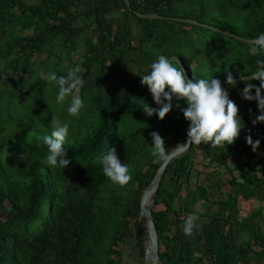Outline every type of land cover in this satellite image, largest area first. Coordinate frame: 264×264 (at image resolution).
<instances>
[{"label": "trees", "instance_id": "1", "mask_svg": "<svg viewBox=\"0 0 264 264\" xmlns=\"http://www.w3.org/2000/svg\"><path fill=\"white\" fill-rule=\"evenodd\" d=\"M129 2L0 0V264H121L119 245L134 231L144 261L140 200L161 165L150 155V133L158 132L172 151L189 123L180 111L186 104L175 98L164 120L148 117L142 101L157 105L140 75L158 54L176 59L189 79L205 74L222 82L225 69L235 78L261 70L256 60L264 50L252 56V43L244 40L264 34V0ZM77 64L86 107L71 116L70 98L58 104V88L46 75H66ZM222 87L244 127L232 145L193 144L167 166L151 206L157 264H264V206L252 207L253 200L264 203V153L245 139L250 134L264 150V123L253 125L257 102L242 98L243 81ZM54 116L70 124L71 162L64 170L46 164L43 137ZM108 147L130 165L126 186L103 174L98 158ZM196 164L215 169L192 185ZM189 213L200 217L199 226L185 236Z\"/></svg>", "mask_w": 264, "mask_h": 264}, {"label": "clouds", "instance_id": "2", "mask_svg": "<svg viewBox=\"0 0 264 264\" xmlns=\"http://www.w3.org/2000/svg\"><path fill=\"white\" fill-rule=\"evenodd\" d=\"M264 50V34L258 37L247 49V53L256 56L258 51ZM179 62L176 59H169L164 54H158L149 65V71L141 76V85L147 86L153 101L157 107H150L147 103L140 104L143 112L152 117L156 115L164 120L166 115L173 109L174 98L177 101H184L186 107L180 108L183 117L189 123L187 140L180 145H201L211 144L213 148H224L232 145L238 138L244 121L238 114L239 109L235 102L230 99L229 92L222 87L219 79L212 75L202 74L200 77L193 76L189 79L182 67H177ZM260 71L252 74L251 79H259V85L251 83L247 77L248 72H238V76L244 83L241 89L242 98L247 101H256L259 115L252 121L264 123V58L256 60ZM80 65H75L67 71L66 75H58L54 70H49L46 75L47 82H54L58 88L55 97L58 104H64L70 98L67 105V113L71 116H79L86 107L83 98L79 95L80 90L85 86L86 81L81 75ZM226 72V84L230 87H237V79L232 72ZM51 131L43 137V143L47 148L46 164L49 167L65 169L70 164L69 152L66 144L70 143V124L58 117L51 120ZM152 145L150 155L154 162L166 165L173 152L166 149L165 141L158 132L150 133ZM246 143L256 152L261 141H253L249 134L245 137ZM99 164L103 174L113 183L121 187L126 186L132 180L130 165L122 162L115 147H108L99 156ZM200 217L196 213H189L183 221V233L191 236L195 228H198Z\"/></svg>", "mask_w": 264, "mask_h": 264}, {"label": "water", "instance_id": "3", "mask_svg": "<svg viewBox=\"0 0 264 264\" xmlns=\"http://www.w3.org/2000/svg\"><path fill=\"white\" fill-rule=\"evenodd\" d=\"M127 5H130L129 0H125ZM142 17H146L149 19H153V18H161L158 15H151V16H145L142 15ZM173 20L176 21H182V22H188V23H196L193 20L190 19H179V18H172ZM228 35H231L229 32H224ZM258 38L255 39H248V40H244L248 43H253L255 41H257ZM254 74V73H253ZM252 74L248 75L247 77L251 79ZM237 82L241 81L240 78H236ZM259 81V79H254ZM260 82V81H259ZM221 84H226V81H222ZM189 129V124L186 127V133H185V140L182 144H184L187 140V132ZM190 146H183V145H179L177 146L175 149L172 150L173 155L171 156L169 162L166 165H160L154 175V178L152 180V182L150 183V185L144 190L141 200H140V215L141 218L144 221L145 224V228H146V232H147V241L145 244V249H144V261L143 264H157L159 261V256H158V235H157V231L155 228V224L154 221L152 219V214H151V206L152 203L154 201L155 195H156V191L158 189L159 186V182L167 168V166L169 165V163L176 157H179L181 155H183L184 153H186L188 151Z\"/></svg>", "mask_w": 264, "mask_h": 264}, {"label": "rangeland", "instance_id": "4", "mask_svg": "<svg viewBox=\"0 0 264 264\" xmlns=\"http://www.w3.org/2000/svg\"><path fill=\"white\" fill-rule=\"evenodd\" d=\"M45 57H46V54L44 53L36 61H41V60L45 59ZM73 58H75L74 54H73ZM33 60H35V59H33ZM55 61H56V59L51 58V63H53ZM9 75H10V72H8L4 76L5 81H7ZM44 75L45 74L42 70L38 72V78L39 79H43ZM27 79H28L27 74H21L20 75V80L26 81ZM36 80H37V78H36ZM41 82L44 83V81H41ZM45 88L49 89L48 86H46ZM258 149H259L260 155L264 153L262 146H259ZM197 155L199 156V153H197ZM198 156H197V158H198ZM197 158H196V160H197ZM257 158H259V157H256L255 160ZM214 169H215V167L213 166L207 170H202L201 166L196 164L194 167V172L191 176V184L193 185L197 179L201 180V181L204 180L205 174L209 173L210 171H213ZM197 171H199V172H197ZM259 173H261V172H259ZM185 194H186V192L183 191L182 196H184ZM256 206H257V208L262 207V204L258 203ZM196 208L200 211L202 210L200 205H196ZM143 233H145V231H143ZM135 235H136V231L133 232L132 237L125 239V241L119 245V249L122 251L121 264H143V258H141L139 256V249H138L137 244H136Z\"/></svg>", "mask_w": 264, "mask_h": 264}, {"label": "crops", "instance_id": "5", "mask_svg": "<svg viewBox=\"0 0 264 264\" xmlns=\"http://www.w3.org/2000/svg\"><path fill=\"white\" fill-rule=\"evenodd\" d=\"M258 203H261L262 206H264V203H262V202H260V201L253 200V202H252V207L257 208L256 205H257ZM239 216H240V217H244V213H243V211H241V213H240Z\"/></svg>", "mask_w": 264, "mask_h": 264}]
</instances>
